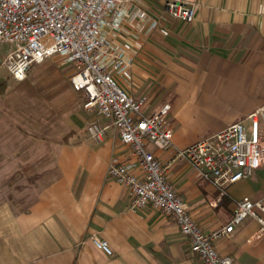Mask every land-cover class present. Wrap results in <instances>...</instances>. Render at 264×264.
Wrapping results in <instances>:
<instances>
[{"label": "crops", "instance_id": "1", "mask_svg": "<svg viewBox=\"0 0 264 264\" xmlns=\"http://www.w3.org/2000/svg\"><path fill=\"white\" fill-rule=\"evenodd\" d=\"M166 1L130 3L127 13L139 10L143 17H126L106 32L132 58L131 84L125 90L145 101V115L170 107L172 144L183 149L231 124L247 123L250 114L264 108V0H185L194 8L190 22L172 19ZM153 21L157 27L147 32ZM70 71L65 80L72 90ZM71 92L72 110L63 123L74 138L59 145L57 176L23 210L0 200V264H202L170 217L151 206L129 209L128 188L111 179L107 168L112 158L133 161L131 149L103 118L100 144L76 139L91 113L83 108L85 99L78 103L83 93ZM11 105L0 110V126L18 121L14 100ZM263 121L259 118L262 137ZM150 151L161 161L173 152ZM167 177L206 234L229 223L240 199L264 197V167L226 187L216 207L210 202L218 192L186 162L172 163ZM257 228L253 219L243 220L214 242L217 252L233 264H264V235L256 236ZM92 235L107 241L110 256L93 247Z\"/></svg>", "mask_w": 264, "mask_h": 264}, {"label": "built area", "instance_id": "2", "mask_svg": "<svg viewBox=\"0 0 264 264\" xmlns=\"http://www.w3.org/2000/svg\"><path fill=\"white\" fill-rule=\"evenodd\" d=\"M137 0H0V42L13 46L5 58V69L15 82H23L33 64L53 56L72 65L68 83L85 95L83 108L94 116L109 120L119 141L131 149L134 160L128 163L112 158L107 174L128 188L129 209L133 212L151 206L170 217L189 241L190 251L202 264H233L229 256L217 252L214 242L229 236L247 218L257 225L256 236L264 235V197L236 202L229 223L206 234L194 222L186 204L168 180L171 164L184 161L198 178L218 192L210 205L216 207L226 187L247 179L264 167V137L259 133V118L264 108L186 148L172 144L167 126L168 105L150 115L143 113L145 101L135 100L118 81L130 82L132 58L113 43L106 30L124 18H142L139 10L128 14L126 7ZM168 15L184 22L193 20L194 8L185 0H167ZM153 21L147 32L153 31ZM249 124V125H248ZM106 127L95 119L85 127L86 139L100 144ZM172 150L161 161L150 151ZM93 247L107 256L112 254L107 241L92 235Z\"/></svg>", "mask_w": 264, "mask_h": 264}, {"label": "rangeland", "instance_id": "3", "mask_svg": "<svg viewBox=\"0 0 264 264\" xmlns=\"http://www.w3.org/2000/svg\"><path fill=\"white\" fill-rule=\"evenodd\" d=\"M11 51L12 45L0 42V110H11L14 100V110L19 115L15 126H0V187L2 183L4 186L0 188V200L23 210L57 176L55 157L60 143L74 138V131L63 123V117L72 110V90L65 80L72 65L53 56L33 64L26 79L15 82L5 69V58ZM118 84L126 89L131 82ZM78 96L81 105L85 96ZM100 118L91 114V120L100 123ZM45 126L54 129L48 131ZM260 126L264 127V123ZM78 134L76 139L86 137L83 126H79Z\"/></svg>", "mask_w": 264, "mask_h": 264}, {"label": "trees", "instance_id": "4", "mask_svg": "<svg viewBox=\"0 0 264 264\" xmlns=\"http://www.w3.org/2000/svg\"><path fill=\"white\" fill-rule=\"evenodd\" d=\"M8 75V73H7ZM9 76V75H8ZM9 78L11 79V77L9 76ZM3 85V83L0 84V86ZM42 128V127H41ZM45 129H47L48 131H52L54 129V126H45Z\"/></svg>", "mask_w": 264, "mask_h": 264}]
</instances>
